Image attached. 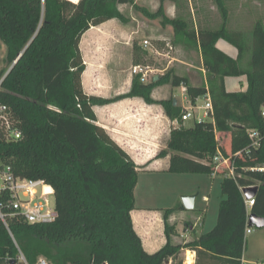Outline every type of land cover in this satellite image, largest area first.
Wrapping results in <instances>:
<instances>
[{"label": "trees", "instance_id": "trees-1", "mask_svg": "<svg viewBox=\"0 0 264 264\" xmlns=\"http://www.w3.org/2000/svg\"><path fill=\"white\" fill-rule=\"evenodd\" d=\"M215 2L222 26L197 32L183 19L169 18L163 8L152 12L137 0H0V41L6 47V66L0 68V165L19 177L44 180L54 190L58 213L49 224L11 221L10 229L29 264L41 257L52 264H170L184 249L197 252V264L242 263L246 230L251 227L240 186L258 187L250 215L264 218V172L242 169L264 165V26L257 23L250 33L230 31L225 0ZM121 6L160 20L173 29L174 46L199 52L202 60L197 64L206 72L203 83L193 85L190 76L169 72L150 83L134 76L130 91L112 98L86 94L82 39L92 28L111 20L127 26L131 18ZM219 41L235 47L237 58L219 50ZM134 63L143 65L139 58ZM91 71L90 67L85 77L88 86ZM228 77H246L248 90L228 92ZM165 83L185 87L192 103L209 93L212 119L185 127L183 108L173 100L157 101L152 96ZM131 98L161 105L171 120H180V126L171 131L167 150L159 154L160 158L170 155L172 174L213 175L210 162L218 149L226 156L242 153L236 167L241 177L237 181L222 178L216 226L190 243L174 244L176 227L168 219L184 207L167 209L168 241L154 254L144 250L131 216L138 167L97 124L94 112L96 106ZM5 118L20 130L19 140L10 138ZM249 131L259 133L258 149L250 148ZM218 133L231 134L229 150L219 144ZM17 253L0 221V257Z\"/></svg>", "mask_w": 264, "mask_h": 264}, {"label": "rangeland", "instance_id": "rangeland-1", "mask_svg": "<svg viewBox=\"0 0 264 264\" xmlns=\"http://www.w3.org/2000/svg\"><path fill=\"white\" fill-rule=\"evenodd\" d=\"M137 2L152 12L163 8L169 18L183 19L191 30L197 28L199 30L204 28L219 29L223 23L222 14L215 0H137ZM225 6L230 13V20L228 19L230 31L235 29L238 32L250 33L257 23L264 26V0H225ZM122 11L131 18V21L127 26L118 23L122 30L118 35H115L117 32L106 34V36L99 37V43H92L90 47L81 49L86 69L88 68L89 72L90 67L92 68L91 83L88 86L90 89L99 86V89L106 91L105 94L127 93L131 89V70L134 66L133 62L137 58L141 60V64L150 66L156 75L166 76L169 72L171 75L190 73L193 83L201 84L204 81L202 72L200 74V71H194L185 64L191 57L196 60L198 58L200 60V57L195 52H186L182 47L174 46L171 43L173 38L171 27H164L160 20L143 17L130 6L122 7ZM145 40L151 44L147 51L142 48ZM225 46L233 50L234 55L236 54V49L233 46L227 43ZM5 55L1 50L0 60ZM1 62L3 61H0V65ZM1 66L5 67L6 65L2 64ZM99 77H103L106 82L98 84ZM158 87H160L159 97L166 98L167 101L174 99L176 101L179 98L181 103L182 100H186L185 88V93H183L181 88H175L171 83H165ZM194 123L192 121L188 125H194ZM219 144L228 148L230 141L222 139ZM256 166L261 165L256 164ZM175 176L177 177L174 180L154 177L156 179L151 185V182L142 181L138 203L143 205L145 198L149 197V200L152 199V205L167 209L183 205L182 198L185 196H197L196 211L190 213L188 219L195 223L200 216V220L203 219L205 222L202 224L203 222L198 221L200 224L197 227V232L211 231L217 223L218 208L223 198L219 179L221 177L211 182L207 180L205 174H186L183 179H177L181 175ZM141 196L142 200H140ZM204 198L207 201H204ZM52 201L54 202V197H52ZM205 210L207 213L201 216L202 211ZM177 211L179 212V210ZM191 214H194L195 217ZM243 260L247 264H264V228L252 227V234L246 240ZM176 263L187 264V261L179 256Z\"/></svg>", "mask_w": 264, "mask_h": 264}, {"label": "crops", "instance_id": "crops-1", "mask_svg": "<svg viewBox=\"0 0 264 264\" xmlns=\"http://www.w3.org/2000/svg\"><path fill=\"white\" fill-rule=\"evenodd\" d=\"M74 3H78V2H74ZM122 7L125 6L120 7L121 11H122ZM228 19L230 20V13ZM118 23L119 22L117 20H111L99 27L92 28L84 35L81 42V49H84L83 47L85 48L90 47L92 43H99L98 42L99 37L106 36V34L117 32L115 33V35H118V33L122 31ZM200 30H217V29L204 28ZM195 31L198 32L199 28H197ZM234 31H238V30L234 29ZM85 37H88V39H85ZM225 43L227 42L219 41L217 43V48L222 52H224L229 57L236 59L238 56L237 49L234 47L236 49V54L234 55L235 52L230 48L226 47ZM97 48H99L98 45ZM1 50L3 51V53L6 54V47L2 42H0V52ZM195 53L198 55V57H200V60L199 58L196 60L194 57H191V59L185 64L187 66H190L191 69H193L194 71H198V72L200 71V74L202 72L203 79H206V74H205L206 72L203 69L202 65H199L201 64V60H202L201 54L199 52H195ZM5 57L2 56L3 59L0 61L3 62H1V65L4 64ZM197 62H199V64H197ZM133 64L135 65L134 62ZM1 65L0 68H3L4 66ZM87 73H88V68L86 69L82 77L83 88L86 94L103 97V98H112L115 96H119L122 93L123 94L125 93V92H121L115 95L105 94L106 91L99 89L98 88L99 86H97V88L95 87L93 89H90L88 85H86V81H85L86 79L85 77ZM184 75H188L190 76V79H192L190 73L188 74L182 73L179 76H184ZM160 77H161L160 75H156L154 72L151 81H154L155 78H158L156 80L158 81ZM133 78L134 76H132V79ZM97 82L98 84H102V82H106V81L104 80L103 77H99L97 79ZM191 83L193 85H201L203 81L201 82V84H197V83H193V81L191 80ZM225 83L228 92L244 93L248 90V86H249L246 77H228L226 78ZM179 88H181L183 90V93H185L184 91L185 87H179ZM159 89L160 87L154 90L152 95L153 98L157 101L168 100L166 98L159 97L158 95L160 92ZM184 95L186 96V100H182L180 103V99L178 98L176 99V104H174L175 106H180L181 108H183V111H185V109L189 108L191 105H195L197 103V101L195 103L191 102V100L187 95V91L186 94ZM173 101H175V99ZM199 103L203 104L204 101L200 100ZM94 112L97 117V124L108 133V135L112 138L114 142L118 144V146H120L126 153L129 154V156L133 159V161L138 167L139 175H138V185L135 189V209L132 211L131 216L134 224V230L141 238L144 250L149 254H154L159 250H161L167 244L168 240L165 232L164 212L165 210L173 209L174 207H169L167 209H164V207L152 205L151 203L152 199L149 200V197L145 198L144 203L142 205V203L141 204L138 203L139 200L138 195H140L139 189L142 181H145L146 183L151 182L150 183L151 185L153 184V181L157 177H165L171 180L172 179L174 180L175 177H177L175 175H181L179 176L180 178L177 179H183V177H185L184 175L186 174H172L168 171L171 160L170 155L164 158L159 157L161 151L167 150V145L170 139L171 131L178 127L175 124L176 120H171L167 116L166 111L162 106L148 105L141 98L124 99L122 101H118L110 105L96 106L94 107ZM192 121L196 122L195 120H190L188 122H185L184 123L185 127H192L193 125H188V123ZM217 139L218 141L222 139H227L231 143V134L218 133ZM229 149L230 146L227 148V150ZM206 177L207 180L208 181L210 180L211 182L221 177L219 178L220 189H221V182L223 178L221 174L206 175ZM140 200H142V196L140 197ZM204 201H207V199L204 198ZM195 211H196V200H195V207L193 210H186L184 208L183 210H179V212L175 211L172 215L169 216L168 219L169 223L176 227V235L172 237V241L174 244H187L194 241V239H196L197 237L206 234V233L197 232V227L200 224L198 223V221H201L200 216L195 223H193L192 220L188 219V215L190 213H195ZM205 213H207L206 210L202 211L201 216H203V214ZM201 222H203L202 224H204L205 220L202 219ZM188 253H191L192 255V261H193L192 264H197L198 256H197V252L194 250L184 249L182 250L180 256H182L187 261ZM170 264H177V263L176 261L171 260Z\"/></svg>", "mask_w": 264, "mask_h": 264}, {"label": "built area", "instance_id": "built-area-1", "mask_svg": "<svg viewBox=\"0 0 264 264\" xmlns=\"http://www.w3.org/2000/svg\"><path fill=\"white\" fill-rule=\"evenodd\" d=\"M145 50L150 49L151 44L145 40L142 44ZM154 70L147 65H135L132 67V76H140L143 83H148L152 80ZM0 81V85H1ZM204 101L200 104L199 101ZM213 104L209 93L203 98L198 99L195 105L186 108L182 115V122L195 120L196 122H203L212 119ZM264 116V109L262 111ZM5 126L9 132L12 140H19L22 134L19 129L12 128L9 120L4 119ZM175 124L179 127L180 120H176ZM249 138L251 140V147L258 149L260 147V135L257 131H249ZM249 153V150L247 151ZM242 156V153L235 155H224L219 149L217 154L212 158L210 164L215 168L216 174H222L224 178H233L238 180L241 175H237V161ZM244 171H261L264 172V166H255L251 168H242ZM255 187V186H250ZM248 187L240 186V190L245 199V205L248 212V223L250 212L255 205V198L246 199L244 189ZM54 190L44 180H30L17 176L9 167L0 165V221L4 224L10 237L12 238L18 253L15 257L6 255L0 257V264H29L25 255L17 244L14 235L10 229V223L13 220L23 221L31 225L49 224L56 221L58 213L54 202ZM252 234V228H247L246 238ZM35 264H52L46 258L41 257ZM107 264V263H104ZM241 264H247L243 259Z\"/></svg>", "mask_w": 264, "mask_h": 264}, {"label": "water", "instance_id": "water-1", "mask_svg": "<svg viewBox=\"0 0 264 264\" xmlns=\"http://www.w3.org/2000/svg\"><path fill=\"white\" fill-rule=\"evenodd\" d=\"M21 56H22V54L15 61L13 66L10 68L9 72L12 70V68L18 62V60L20 59ZM157 79L158 78H155L154 81H156ZM174 104H176V101H174ZM257 193H258V187H248V188L244 189V195H245L246 199H248V200L255 198ZM196 197L197 196H185L182 198L183 206L186 210H193L194 209ZM248 224L250 227L264 228V218L251 214Z\"/></svg>", "mask_w": 264, "mask_h": 264}, {"label": "bare ground", "instance_id": "bare-ground-1", "mask_svg": "<svg viewBox=\"0 0 264 264\" xmlns=\"http://www.w3.org/2000/svg\"><path fill=\"white\" fill-rule=\"evenodd\" d=\"M69 1H71V2H79L80 0H69ZM194 260V259H193ZM193 263V261H192V255H191V253H188V255H187V264H192Z\"/></svg>", "mask_w": 264, "mask_h": 264}]
</instances>
